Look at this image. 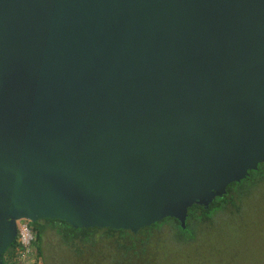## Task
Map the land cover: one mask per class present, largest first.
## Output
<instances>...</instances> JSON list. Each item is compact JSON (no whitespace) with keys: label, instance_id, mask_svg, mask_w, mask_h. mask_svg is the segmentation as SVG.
<instances>
[{"label":"water","instance_id":"obj_1","mask_svg":"<svg viewBox=\"0 0 264 264\" xmlns=\"http://www.w3.org/2000/svg\"><path fill=\"white\" fill-rule=\"evenodd\" d=\"M264 163V0H0V264L19 222L187 228Z\"/></svg>","mask_w":264,"mask_h":264},{"label":"rangeland","instance_id":"obj_2","mask_svg":"<svg viewBox=\"0 0 264 264\" xmlns=\"http://www.w3.org/2000/svg\"><path fill=\"white\" fill-rule=\"evenodd\" d=\"M246 192L239 208L230 206L212 220L197 223L194 233L170 230L169 224L155 231L144 264H264V178ZM49 258L39 263L126 264L116 249L102 242L94 254L79 256L58 247Z\"/></svg>","mask_w":264,"mask_h":264},{"label":"trees","instance_id":"obj_3","mask_svg":"<svg viewBox=\"0 0 264 264\" xmlns=\"http://www.w3.org/2000/svg\"><path fill=\"white\" fill-rule=\"evenodd\" d=\"M263 178L264 163H261L257 170L250 171L248 177L240 182L231 183L227 188V193L223 197H217L209 208L194 205L189 209L187 228L185 229L173 217H167L160 222L139 230L137 233L131 230H115L109 227L75 228L61 219L46 218L36 222H29L30 228L35 235L36 261L33 264H47L46 262L39 263V261L44 257L50 260V255L58 247L60 250H67L79 256H82L85 251L94 254L101 242L109 248L116 249L122 259H126V264H144L145 257H147L149 252V244L155 231H160L164 229L165 224H169L172 226L170 230L174 231L179 228L184 232L192 230L194 233L197 223L212 220L216 214L228 210L230 206L239 208V203L244 194L247 193L246 191L257 185ZM157 227H160V229L157 230ZM19 245V240L16 239L3 254L5 264L13 263L15 260L18 263Z\"/></svg>","mask_w":264,"mask_h":264},{"label":"built area","instance_id":"obj_4","mask_svg":"<svg viewBox=\"0 0 264 264\" xmlns=\"http://www.w3.org/2000/svg\"><path fill=\"white\" fill-rule=\"evenodd\" d=\"M18 226V240L20 244V253L18 256V261L23 264H29L32 258H36V249L34 246L35 235L30 228L29 221L23 220L19 222Z\"/></svg>","mask_w":264,"mask_h":264}]
</instances>
